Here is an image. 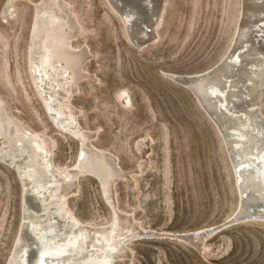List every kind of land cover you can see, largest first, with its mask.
<instances>
[{
  "label": "rangeland",
  "instance_id": "obj_1",
  "mask_svg": "<svg viewBox=\"0 0 264 264\" xmlns=\"http://www.w3.org/2000/svg\"><path fill=\"white\" fill-rule=\"evenodd\" d=\"M38 1L15 0L12 25L0 17V94L16 116L55 140L54 162L70 166L77 141L51 122L27 65ZM66 1L81 26L75 44L95 55L84 67L90 77L79 81L72 99L81 110L79 122L129 172L114 185L118 207L156 233L132 242V258L116 264H264V222L225 223L238 197L220 132L194 96L166 75L197 72L218 61L236 31L241 0H167L158 41L141 49L130 43L107 0ZM123 90L130 102L125 108L118 97ZM260 110L264 115V99ZM141 140L149 141L146 157L137 148ZM14 170L0 163V264L19 227L20 180ZM77 184V194L68 199L72 210L84 221L108 222L111 208L98 180L83 176ZM221 224L201 251L179 237Z\"/></svg>",
  "mask_w": 264,
  "mask_h": 264
},
{
  "label": "bare ground",
  "instance_id": "obj_2",
  "mask_svg": "<svg viewBox=\"0 0 264 264\" xmlns=\"http://www.w3.org/2000/svg\"><path fill=\"white\" fill-rule=\"evenodd\" d=\"M14 1L6 0L0 11L7 25L16 21ZM166 1L107 0L128 40L138 49L158 41ZM80 34L81 26L66 0L35 4L27 65L51 122L77 141L72 165H57L52 157L55 140L16 116L9 98L0 94V163L15 169L21 192L19 227L4 264H116L132 258V242L156 234L118 207L114 185L129 172L115 154L94 143L96 132L79 122L81 110L72 99L79 81L89 76L86 63L95 56L87 45L75 44ZM166 75L185 81L219 129L238 197L226 225L263 223L264 115L260 104L264 99V0H241L231 43L213 65L197 72ZM126 92L118 95L124 108L130 103ZM137 148L146 157L149 141H139ZM83 176L98 180L111 208L108 222L84 221L69 206L68 199L77 194V181ZM215 228H198L179 237L201 251Z\"/></svg>",
  "mask_w": 264,
  "mask_h": 264
},
{
  "label": "water",
  "instance_id": "obj_3",
  "mask_svg": "<svg viewBox=\"0 0 264 264\" xmlns=\"http://www.w3.org/2000/svg\"><path fill=\"white\" fill-rule=\"evenodd\" d=\"M167 77L171 80V81H173V82H175V83H178L179 85H181V86H183V87H185L193 96H194V98L198 101V103L199 104H201L200 102H199V100H198V97H197V95L195 94V92L194 91H192L189 87H188V85L185 83V81H183V80H180V79H177V78H173V77H170L169 75H167ZM201 106V105H200ZM203 109H204V111H205V113H207V111L205 110V108L203 107V106H201ZM209 115V114H208ZM215 126H216V128H217V125L215 124V123H213ZM218 129V128H217ZM219 130V129H218ZM227 150V149H226ZM228 156H229V154H228ZM229 159H230V157H229ZM241 220V219H240ZM240 220H237V221H240ZM222 224L221 225H218V226H215L216 228H215V230H218V229H220V228H222ZM178 239V238H177ZM184 239V241L185 242H187V243H190V244H192L191 242H189L186 238H183ZM193 246H195L194 244H192ZM196 247V246H195Z\"/></svg>",
  "mask_w": 264,
  "mask_h": 264
}]
</instances>
